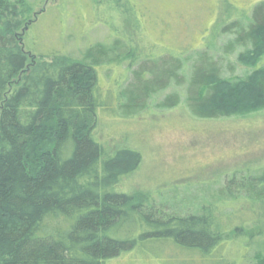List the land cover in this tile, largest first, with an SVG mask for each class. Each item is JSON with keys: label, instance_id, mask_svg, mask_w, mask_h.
<instances>
[{"label": "trees", "instance_id": "16d2710c", "mask_svg": "<svg viewBox=\"0 0 264 264\" xmlns=\"http://www.w3.org/2000/svg\"><path fill=\"white\" fill-rule=\"evenodd\" d=\"M30 9L26 0H0V264H104L135 244L113 235L129 220L169 236L163 244L182 257L211 259L224 237L214 222L218 204L242 196L264 201V170L226 181L208 207L197 204L183 214L116 190L141 154L122 148L106 155L98 142V109L109 111L96 70L127 61L114 112L124 117L181 100L203 118L264 109V0L220 26L218 52L204 46L192 55L160 57L154 66L138 64L129 42L118 37L89 46L79 59L54 51L31 61L17 37ZM236 65L245 70L234 77ZM233 186L245 191H228ZM262 248L254 264H264Z\"/></svg>", "mask_w": 264, "mask_h": 264}, {"label": "rangeland", "instance_id": "374dc122", "mask_svg": "<svg viewBox=\"0 0 264 264\" xmlns=\"http://www.w3.org/2000/svg\"><path fill=\"white\" fill-rule=\"evenodd\" d=\"M26 1L31 9L22 15L17 37L31 61L54 51L79 59L89 46L108 45L118 37L129 42L138 64L154 66L160 57L192 55L204 46L218 52L220 26L245 15L258 0ZM229 60L234 61L233 53ZM236 66L234 77L245 70ZM127 69V61H120L96 70L109 111L98 109L97 141L106 155L122 148L141 154L137 169L122 177L116 190L183 214L187 208L196 210L197 204L208 207L226 181L238 182L264 170V109L203 118L192 115L181 100L174 107H149L135 116H120L114 112L122 101L118 93L126 86ZM214 212L224 237L212 249L211 259L192 253L182 257L173 244H163L169 236L136 229L129 220L113 235L133 237L135 244L104 264H254L264 244V201L242 196L220 202Z\"/></svg>", "mask_w": 264, "mask_h": 264}]
</instances>
